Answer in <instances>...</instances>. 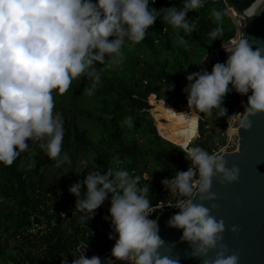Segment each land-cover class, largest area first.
Instances as JSON below:
<instances>
[{"label":"clouds","instance_id":"1","mask_svg":"<svg viewBox=\"0 0 264 264\" xmlns=\"http://www.w3.org/2000/svg\"><path fill=\"white\" fill-rule=\"evenodd\" d=\"M153 3L155 0H0V164L12 165L30 150L28 141L39 144L57 167L70 163L66 153L61 155L64 122L62 114H54L52 93L63 95L82 76L95 87L100 73L121 63L125 45L142 42L161 13L162 23L179 30L178 40L186 44L180 33L190 37L196 27L187 14L204 7L206 0H182V7L159 11L151 7ZM224 15L220 9H210L216 26L208 36L223 41L222 48L229 54L226 61L215 63L211 72L202 69L189 74L183 92L191 111L209 117L214 109L227 114L223 105L231 91L246 96L245 110L239 115L243 116L241 129L248 130L250 117L264 113V46L253 50L243 31L223 40ZM98 64L102 67L97 68ZM173 89L171 84L166 91ZM85 92L90 94L88 88ZM127 123L131 126V117ZM194 137L193 130L188 140ZM182 151L191 161L188 169L161 181L177 196L174 206L180 209L168 221L169 226L182 230L181 239L194 245L193 255L202 258V264H239V255L229 254L222 242L226 227L223 219L212 215L216 205L209 207L206 202L217 199L211 190L214 177L221 183H234L240 169L229 168L224 155L199 146L185 144ZM145 180L127 170L108 168L87 172L69 192L77 198L75 209L83 214L84 223L94 218L111 194L113 234L109 239L115 240L111 258L127 264H179L160 252L165 241L159 235L158 219L149 218L157 206L148 198L150 185L142 182ZM197 194L199 202H194ZM230 230L235 233L238 228ZM86 246L79 245L80 255H73L72 264H101L98 256L86 257L81 250ZM212 252L214 256L209 255ZM111 258L107 264H113ZM62 264H68V259Z\"/></svg>","mask_w":264,"mask_h":264},{"label":"trees","instance_id":"2","mask_svg":"<svg viewBox=\"0 0 264 264\" xmlns=\"http://www.w3.org/2000/svg\"><path fill=\"white\" fill-rule=\"evenodd\" d=\"M239 1V9L244 11L256 0ZM172 6L182 7V0H155L151 5L158 11ZM212 8L225 13L222 39L234 38L236 25L221 1L206 0L204 7L187 14L186 18L194 21L196 27L190 37L180 33L187 40L186 44L179 42V30L162 23L161 13L142 42L125 45L121 63L100 73L99 83L90 91L88 106L81 108L82 113L95 122V127L82 126L72 115L64 117L61 155L66 153L75 159L76 154L84 150L93 171L122 169L146 178L142 182L150 185L148 198L157 206L165 200L166 188L161 181L171 179L177 171H186L191 163L173 136L176 131L184 144L189 143L188 137L193 133L190 122L199 114L201 141L198 144L191 142L190 146L215 152L212 139L207 134L208 124L212 121L224 132L229 126L226 120L241 104L240 94L233 90L225 97L223 106L227 114L214 109L209 117L190 111L186 112L184 121H179L175 113L181 106L188 105L187 95L183 92L188 84L187 76L202 69L211 72L215 63L226 61L223 41H213L208 36L216 26L210 16ZM212 52L218 56L211 59L208 67L204 59ZM73 81L66 98L77 92ZM171 84L174 89L166 91ZM73 103L72 100L69 102ZM129 117L131 126L127 123ZM54 167H60L56 166V161ZM85 177L86 174L82 180ZM37 185V181L30 178L23 168L20 157L10 166L0 164V258L5 255L11 239L17 241L13 246L17 252L16 255L10 254L9 258L17 264H62L64 258L72 264L73 255H80L81 243H87L100 258L111 257L110 251L115 243L114 239H109L113 232L109 213L111 194L94 216L103 229V233L98 235L85 226L81 219L83 214L75 209L76 203L65 210L68 224L63 227L58 211H53L50 206L42 207ZM34 215L43 218L44 227L38 229L33 225Z\"/></svg>","mask_w":264,"mask_h":264},{"label":"water","instance_id":"3","mask_svg":"<svg viewBox=\"0 0 264 264\" xmlns=\"http://www.w3.org/2000/svg\"><path fill=\"white\" fill-rule=\"evenodd\" d=\"M227 2L243 16L248 9L240 10L239 0ZM245 22L246 35L250 43H253V50L258 46H264V0L260 1ZM228 55L226 53V59ZM250 120V129L244 130L241 127L238 129L237 150L222 154L228 161L229 168L236 166L240 169L239 180L228 184L221 183L219 177H214L211 190L217 199L206 202V206L211 207V204H215L212 215L218 220L223 219L225 223L226 231L223 233L222 242L227 245L229 254L237 253L240 257L239 264H264V113L250 117ZM194 202H199V194ZM179 211L177 207L166 209L157 217L159 235L165 241L160 252L162 255L177 259L179 264H202V258L193 255L194 245L181 239L182 230L168 224L170 218ZM155 216L156 212H153L150 218L154 219ZM32 223L34 226H42L44 221L41 216L34 215ZM84 224L93 233L98 235L103 233L96 219L86 220ZM232 226H236L238 231L233 233L230 230ZM81 250L87 254V258L98 256L88 245ZM209 255L214 256L215 253ZM109 259L101 258V264H107ZM112 261L113 264H127L113 259Z\"/></svg>","mask_w":264,"mask_h":264},{"label":"rangeland","instance_id":"4","mask_svg":"<svg viewBox=\"0 0 264 264\" xmlns=\"http://www.w3.org/2000/svg\"><path fill=\"white\" fill-rule=\"evenodd\" d=\"M217 54H213V59L217 58ZM204 59L205 65L207 66V58ZM84 83V85H82ZM77 92L71 95L70 98H66L65 92L63 95L58 94V92L54 91L53 97L55 102L54 114L60 113L63 117L66 115L75 116L77 120L80 121L81 125L87 127L89 129H93L95 127V122L87 118L81 111V108L84 106H88L90 100V94L85 92V88H88L89 92L94 89L92 87L93 81L89 79L83 80V78L77 79L73 81ZM97 85V84H96ZM72 85L69 87V89ZM96 87V86H95ZM68 89V90H69ZM251 93H249L250 95ZM73 101V104H69L70 101ZM247 103V97L245 101H242L239 106H237L232 112L231 116L226 120L228 122L231 121V124L227 127V129L223 132L221 128L216 125L214 122H209L208 128L213 148L215 152L224 151L227 152L235 151L238 148L239 144V132L237 131L240 127V121L243 119V116L239 115L244 112L243 104ZM191 110L188 108V105L181 106V109H177L176 119L179 121H184L186 112H190ZM153 114V110L151 111ZM195 113L196 110H193ZM234 115V116H233ZM154 117V115H153ZM233 117V118H232ZM155 119V117H154ZM235 119V121L233 120ZM201 120V116L198 114L194 120L190 122V127L197 133V136L191 140L189 143L193 142L198 144L201 140L199 138L200 134L198 131L199 121ZM163 121H165L163 119ZM156 122V119H155ZM176 129V128H175ZM234 129V130H233ZM65 130V127H64ZM177 132V133H176ZM173 136L178 139L180 145L184 146L183 139L176 131ZM30 144V150L22 153L20 156V161L23 165V168L26 170L30 178L37 181V187L39 192V199L42 203V207L50 206L53 211L57 212L61 215L60 223L63 227H66L68 224V218L66 214V209L76 203V197L69 192V187L79 181L82 180L84 174L87 172L93 171L92 166L88 160V156L84 150L79 151L75 159H72L69 154H67L70 163L65 162L62 164L59 169H55L54 161L50 160L44 151L39 147V144ZM86 191L85 186L82 188V192ZM167 193V197L169 201L174 203L177 199L175 194H172L170 190H164ZM168 201V200H167ZM168 201V202H169ZM4 202V201H3ZM95 219V218H92ZM38 229L44 227V223L42 226H36ZM36 231V230H34ZM17 241L15 239H11L7 249L5 250V255L0 258V264H17L16 261H13L9 258L10 254L16 255L17 249L14 248V244Z\"/></svg>","mask_w":264,"mask_h":264},{"label":"built area","instance_id":"5","mask_svg":"<svg viewBox=\"0 0 264 264\" xmlns=\"http://www.w3.org/2000/svg\"><path fill=\"white\" fill-rule=\"evenodd\" d=\"M217 1H221V2H223L224 4H225V6L227 7V9H228V11H229V15H230V17L232 18V20H233V22L235 23V25H236V35H235V37L238 35V34H241L242 33V31L246 34V30H245V27H246V22H245V20H244V18H243V15H241V14H239L228 2H227V0H217ZM244 11H246V10H244ZM213 54H214V52H212V53H210V54H208L207 56H208V58H207V66L208 67H210V61H211V59L213 58L212 56H213ZM240 97H241V102L242 101H245V99H246V96H242V95H240ZM234 116V115H233ZM233 118V117H232ZM234 121H235V119H233ZM228 124L230 125L231 124V121H229L228 120ZM225 152H227L226 150H224V151H218V152H216L217 154H220V155H222L223 153H225ZM164 197H165V200L164 201H162V202H160L158 205H157V208H156V211H154V212H156V216H155V218L154 219H157V217H158V215L162 212V211H164V210H166V209H171V208H175V204L177 203V200L174 202V203H172L171 201H169V199H168V197H167V193H164ZM169 202H168V201ZM163 205V207H160V206H162ZM151 216V215H150ZM150 218V217H149ZM151 219V218H150ZM111 234H113V232H111ZM115 244V243H114ZM114 244L112 245V248H113V246H114ZM112 248H111V250H112ZM111 252V251H110ZM104 257H108V258H111V257H109V256H104ZM101 258H103V257H101ZM111 259H113V260H115L114 258H111ZM115 261H117V260H115ZM118 262H124V261H118Z\"/></svg>","mask_w":264,"mask_h":264},{"label":"bare ground","instance_id":"6","mask_svg":"<svg viewBox=\"0 0 264 264\" xmlns=\"http://www.w3.org/2000/svg\"><path fill=\"white\" fill-rule=\"evenodd\" d=\"M261 0H257L250 8L247 9V11L245 12L243 18L246 21V18L251 16L254 12V10L258 7L259 3ZM234 130V129H233ZM238 131V130H237ZM87 255V254H86ZM89 255V253H88Z\"/></svg>","mask_w":264,"mask_h":264}]
</instances>
